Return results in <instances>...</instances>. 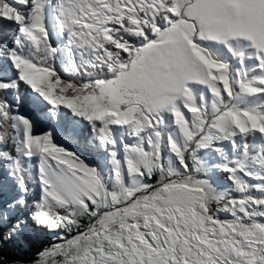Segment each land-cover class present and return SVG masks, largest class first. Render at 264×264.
Wrapping results in <instances>:
<instances>
[{"label": "snow or ice", "instance_id": "6c2138e0", "mask_svg": "<svg viewBox=\"0 0 264 264\" xmlns=\"http://www.w3.org/2000/svg\"><path fill=\"white\" fill-rule=\"evenodd\" d=\"M264 264V0H0V264Z\"/></svg>", "mask_w": 264, "mask_h": 264}, {"label": "trees", "instance_id": "16d2710c", "mask_svg": "<svg viewBox=\"0 0 264 264\" xmlns=\"http://www.w3.org/2000/svg\"><path fill=\"white\" fill-rule=\"evenodd\" d=\"M15 246V245H14ZM17 248V249H16ZM6 254L10 258H14L16 260L24 261L26 252L22 250V247L15 246V249H8L6 250Z\"/></svg>", "mask_w": 264, "mask_h": 264}, {"label": "rangeland", "instance_id": "374dc122", "mask_svg": "<svg viewBox=\"0 0 264 264\" xmlns=\"http://www.w3.org/2000/svg\"><path fill=\"white\" fill-rule=\"evenodd\" d=\"M15 249V246L14 245H8L7 247H6V249H5V251L6 250H8V249ZM17 249V248H16ZM22 250L24 251V252H26V255H25V259H24V264H29V261L31 260V259H33V257H34V252L36 251V247H32V248H30V249H28V248H23L22 247ZM10 258V257H9ZM10 259H14V258H10ZM14 260H16V259H14Z\"/></svg>", "mask_w": 264, "mask_h": 264}]
</instances>
